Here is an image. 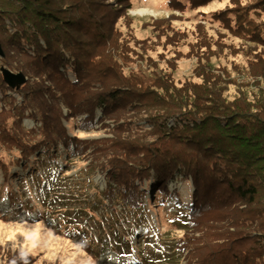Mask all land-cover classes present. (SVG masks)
I'll list each match as a JSON object with an SVG mask.
<instances>
[{"label":"trees","instance_id":"1","mask_svg":"<svg viewBox=\"0 0 264 264\" xmlns=\"http://www.w3.org/2000/svg\"><path fill=\"white\" fill-rule=\"evenodd\" d=\"M211 1L167 0V4L183 10ZM227 2L213 15L220 27L264 47V0ZM130 9V0H0V67L21 71L27 78L18 88H10L0 72V90L39 95L46 107L37 108L44 127L39 143L71 146L69 159L83 154L81 144L87 142L66 134L60 105L72 117H89L83 119V129L92 130L94 120L106 128L111 137L102 144L92 140L89 147L97 153L94 157L108 163L109 188L114 183L140 193L125 194L122 204L141 218L146 193L135 181H149L158 193L154 197L164 203L170 181L177 176L191 180L190 206L183 209L177 201L178 210L169 218L182 232L173 245L176 251L170 246L165 256L158 257L159 252L151 249L136 264H264V84L251 98L244 94L228 98L224 94L228 73L223 76L211 67L205 36L190 45V54L198 56L193 71L197 81L176 83L170 74L149 70V64V71L138 67L125 73L122 61L142 60L143 46L148 44L137 39L131 47V33L124 34L118 26L120 22L128 26ZM165 22L169 21L154 24ZM244 52L247 65L241 73L264 83V48L248 47ZM67 67L76 81L60 72ZM31 76H36L35 87L26 89ZM42 79L53 88L44 86ZM18 114L17 109L13 115ZM10 139L20 141L16 134ZM19 146L25 151L29 144L20 141ZM106 195L113 199L111 190ZM114 243L123 255L131 252L124 234H115ZM1 256L11 263H27V255L8 248Z\"/></svg>","mask_w":264,"mask_h":264},{"label":"rangeland","instance_id":"2","mask_svg":"<svg viewBox=\"0 0 264 264\" xmlns=\"http://www.w3.org/2000/svg\"><path fill=\"white\" fill-rule=\"evenodd\" d=\"M130 2V23L126 26L120 22L118 26L124 34L131 33V47L137 39L146 40L148 44L143 46L142 60L131 59L126 64L121 60L125 73L138 67L145 70L149 64L152 66L149 70L155 74H170L176 83L197 81L193 71L198 56L190 54V45L205 36L211 49L207 55L212 53L211 67L221 71L223 76L224 72L228 73L225 77L229 83L224 93L228 98L240 94L251 98L263 88L261 78L243 74L241 68L247 65L244 50L264 47L232 35L213 17L228 5L227 0H212L204 6L183 10L170 9L167 0ZM164 19L169 22L155 27L154 22ZM66 57L69 58L67 54ZM60 72L69 81H76L69 67L60 68ZM28 79L26 89L35 87L36 76ZM40 82L49 89L54 86L45 79ZM24 104L30 107L24 109ZM37 108H46L39 95L23 96L15 90L5 93L0 90V264H15L2 258L7 248L11 253L27 255L26 264H136L151 249L159 252L158 257L165 256L182 234L169 218L178 210L177 201L183 209L190 206L194 189L191 180L177 176L170 181L164 203L160 202V197H154L158 193L152 191L149 181H135L134 185L146 193L139 210L141 218L122 204L125 194L133 192L140 196V193L125 191L124 186L114 183L112 189L109 188L108 163L94 157L98 155L90 149L94 144L92 140L101 143L111 137L106 128L102 129L94 120L93 129L85 130L81 123L89 117L85 114L72 117L64 105H60L63 115L60 123L66 134L87 142L81 144L85 148L83 154L69 159L71 146L39 143L44 138L41 133L44 127ZM17 109L19 114L13 115ZM100 116L97 110L96 119ZM15 134L20 141L29 144L25 151L20 148V141L10 139ZM30 148L33 151L29 152ZM110 190L114 194L112 200L106 195ZM117 233L130 240L129 254L120 253L121 247L114 243ZM174 249L176 251L173 246L172 251Z\"/></svg>","mask_w":264,"mask_h":264},{"label":"water","instance_id":"3","mask_svg":"<svg viewBox=\"0 0 264 264\" xmlns=\"http://www.w3.org/2000/svg\"><path fill=\"white\" fill-rule=\"evenodd\" d=\"M0 57H3V50L1 48V45H0ZM0 72L2 74V78L4 82L10 88H18L21 84H23L26 81V77L21 71L13 72L10 69L1 66Z\"/></svg>","mask_w":264,"mask_h":264}]
</instances>
